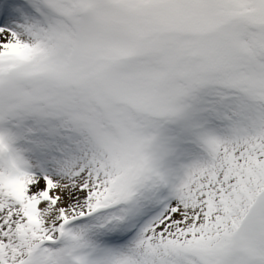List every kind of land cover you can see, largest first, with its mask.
<instances>
[{
	"label": "snow or ice",
	"instance_id": "obj_1",
	"mask_svg": "<svg viewBox=\"0 0 264 264\" xmlns=\"http://www.w3.org/2000/svg\"><path fill=\"white\" fill-rule=\"evenodd\" d=\"M0 264H264V0H0Z\"/></svg>",
	"mask_w": 264,
	"mask_h": 264
}]
</instances>
